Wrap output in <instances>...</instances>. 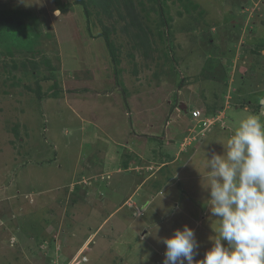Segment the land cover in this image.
I'll return each mask as SVG.
<instances>
[{
	"label": "rangeland",
	"instance_id": "1",
	"mask_svg": "<svg viewBox=\"0 0 264 264\" xmlns=\"http://www.w3.org/2000/svg\"><path fill=\"white\" fill-rule=\"evenodd\" d=\"M59 1L0 0L25 14L0 21V264H163L184 225L203 259L204 152L264 118V0H112L87 19Z\"/></svg>",
	"mask_w": 264,
	"mask_h": 264
},
{
	"label": "clouds",
	"instance_id": "2",
	"mask_svg": "<svg viewBox=\"0 0 264 264\" xmlns=\"http://www.w3.org/2000/svg\"><path fill=\"white\" fill-rule=\"evenodd\" d=\"M218 142L223 153L213 151L207 158L204 152L203 170H198L209 193L207 207L218 222L209 238L212 246L195 260L198 241L184 225L162 238L163 264H264V118L257 113L238 117L231 134Z\"/></svg>",
	"mask_w": 264,
	"mask_h": 264
},
{
	"label": "trees",
	"instance_id": "3",
	"mask_svg": "<svg viewBox=\"0 0 264 264\" xmlns=\"http://www.w3.org/2000/svg\"><path fill=\"white\" fill-rule=\"evenodd\" d=\"M75 3H81L82 4V7H83V11L85 13V17L86 19L88 18V16H90L91 14V11L90 9L88 8V3H91L93 6H98V8L101 9V12L100 13H103L104 15L106 16H110V11H109V4L111 3L112 0H74ZM141 3H142V0H140ZM54 3L56 5L57 8H59L61 11H66L68 9V7L70 6V3H65V4H61L59 0H54ZM24 13L21 12V11H17V12H14L12 13L11 15L10 14H7V13H4L2 17H0V21L1 20H4V22H10V21H13V17H19L20 20L24 17ZM23 23V22H22ZM24 27H26V25L23 23ZM105 26V25H104ZM103 26V31H101V35L103 36V38L105 39V41L107 42V46L111 52L112 55L115 54L114 52V46L112 43H110V40H109V37H108V33H109V28L107 27H104ZM16 26L12 25L11 27V30L10 32H7L8 34L11 35V38H13V41H11V39L9 40L10 43L14 44V45H20V46H23L26 42L28 43L29 42V39L27 41H25L23 43L22 40H19L17 39L16 37V33H17V30L18 29H23L20 25H18L17 27L18 28H15ZM29 31V29H28ZM37 93L39 94V92L37 91ZM259 99V100H258ZM256 99V103L254 104V109L257 107V108H261L262 106L264 107V96H261L260 98ZM259 110V109H258Z\"/></svg>",
	"mask_w": 264,
	"mask_h": 264
},
{
	"label": "built area",
	"instance_id": "4",
	"mask_svg": "<svg viewBox=\"0 0 264 264\" xmlns=\"http://www.w3.org/2000/svg\"><path fill=\"white\" fill-rule=\"evenodd\" d=\"M191 116H192L193 118H199V116H200V111H199V110H194V111H192Z\"/></svg>",
	"mask_w": 264,
	"mask_h": 264
},
{
	"label": "crops",
	"instance_id": "5",
	"mask_svg": "<svg viewBox=\"0 0 264 264\" xmlns=\"http://www.w3.org/2000/svg\"><path fill=\"white\" fill-rule=\"evenodd\" d=\"M162 138V137H161ZM177 149H179V148H177ZM175 155H177V152L175 153ZM170 156H171V154H170ZM174 155H172V157H173ZM176 157V156H175ZM173 163V162H172ZM161 251V250H160ZM163 252V251H162ZM162 255H158V257H161ZM164 256V255H163ZM158 261V260H157ZM156 261V262H157ZM162 262V261H161Z\"/></svg>",
	"mask_w": 264,
	"mask_h": 264
}]
</instances>
